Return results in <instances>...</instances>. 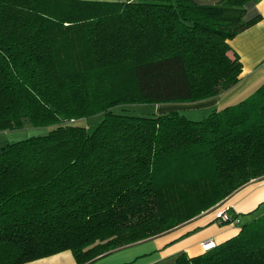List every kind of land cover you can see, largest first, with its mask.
Instances as JSON below:
<instances>
[{
	"label": "trees",
	"instance_id": "16d2710c",
	"mask_svg": "<svg viewBox=\"0 0 264 264\" xmlns=\"http://www.w3.org/2000/svg\"><path fill=\"white\" fill-rule=\"evenodd\" d=\"M249 1L0 0V131L47 128L0 148V264L66 249L84 264L264 175V82L199 120L129 106L236 84L228 40L260 18L245 19ZM97 114L92 129L78 123ZM248 213L235 235L175 263L264 264V210Z\"/></svg>",
	"mask_w": 264,
	"mask_h": 264
},
{
	"label": "crops",
	"instance_id": "0c3cea01",
	"mask_svg": "<svg viewBox=\"0 0 264 264\" xmlns=\"http://www.w3.org/2000/svg\"><path fill=\"white\" fill-rule=\"evenodd\" d=\"M198 4H215L219 0H194ZM260 18L228 40L231 50L241 62L239 80L220 93L197 100L207 112L232 105L250 95L264 82V0L249 1L245 19ZM158 113V111H157ZM206 116V115H205ZM237 213L238 222L219 223L215 211L208 209L157 235L109 250L84 264H176L181 253L194 256L205 251L202 242L220 243L239 231V224L252 217L248 212L264 210V175L256 177L221 200ZM23 264H78L69 249L27 261Z\"/></svg>",
	"mask_w": 264,
	"mask_h": 264
},
{
	"label": "rangeland",
	"instance_id": "374dc122",
	"mask_svg": "<svg viewBox=\"0 0 264 264\" xmlns=\"http://www.w3.org/2000/svg\"><path fill=\"white\" fill-rule=\"evenodd\" d=\"M194 101H182V102H166L160 104H133L129 105L131 113L140 115H149L152 113H167L170 111H177L178 113L184 115L185 117L192 120L202 119L207 112L206 108L202 105H196L197 103H192ZM196 102V101H195ZM101 114L92 115L87 118L79 120V124L85 125L92 129L101 119ZM47 132L45 127H35L29 122L25 123L23 127L16 129H8L0 131V148L10 142L24 139L29 136L42 135ZM218 204H215L209 209L214 210Z\"/></svg>",
	"mask_w": 264,
	"mask_h": 264
},
{
	"label": "built area",
	"instance_id": "2783aa9c",
	"mask_svg": "<svg viewBox=\"0 0 264 264\" xmlns=\"http://www.w3.org/2000/svg\"><path fill=\"white\" fill-rule=\"evenodd\" d=\"M215 218L217 219V221L219 223L223 222V221H226V220H230V222H234V223H237L238 222V219L237 218H234V219H230V216H229V207L228 206H221V205H218L215 209ZM202 248L204 250H207L209 248H211L214 244L212 241L208 240V241H204L202 242Z\"/></svg>",
	"mask_w": 264,
	"mask_h": 264
}]
</instances>
